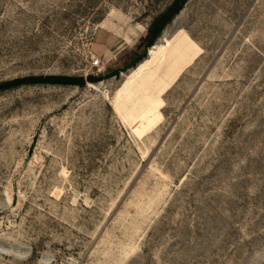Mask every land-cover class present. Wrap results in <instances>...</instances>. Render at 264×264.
Masks as SVG:
<instances>
[{
  "label": "rangeland",
  "instance_id": "374dc122",
  "mask_svg": "<svg viewBox=\"0 0 264 264\" xmlns=\"http://www.w3.org/2000/svg\"><path fill=\"white\" fill-rule=\"evenodd\" d=\"M172 1L0 0V264H264V0Z\"/></svg>",
  "mask_w": 264,
  "mask_h": 264
},
{
  "label": "trees",
  "instance_id": "16d2710c",
  "mask_svg": "<svg viewBox=\"0 0 264 264\" xmlns=\"http://www.w3.org/2000/svg\"><path fill=\"white\" fill-rule=\"evenodd\" d=\"M187 0H173L170 5L158 14L147 27V37L143 42V50L140 54L133 59L129 66H133L145 56V50L154 44L156 39L160 36L163 28L167 25L172 18L181 10ZM117 74V71L114 72ZM86 79L93 80L91 76ZM82 77H65V76H27L22 78H16L14 80L5 83L7 86L19 85L22 83H59V84H77L83 85L85 80Z\"/></svg>",
  "mask_w": 264,
  "mask_h": 264
},
{
  "label": "built area",
  "instance_id": "2783aa9c",
  "mask_svg": "<svg viewBox=\"0 0 264 264\" xmlns=\"http://www.w3.org/2000/svg\"><path fill=\"white\" fill-rule=\"evenodd\" d=\"M99 63V59L97 57H95L94 59H92V65L93 66H97Z\"/></svg>",
  "mask_w": 264,
  "mask_h": 264
}]
</instances>
